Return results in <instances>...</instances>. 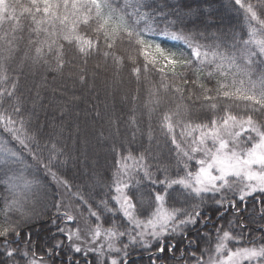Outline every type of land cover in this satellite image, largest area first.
Masks as SVG:
<instances>
[{"label": "snow or ice", "instance_id": "snow-or-ice-1", "mask_svg": "<svg viewBox=\"0 0 264 264\" xmlns=\"http://www.w3.org/2000/svg\"><path fill=\"white\" fill-rule=\"evenodd\" d=\"M232 4L243 34L207 43L157 0H0V264H264V0ZM85 92L95 197L61 171Z\"/></svg>", "mask_w": 264, "mask_h": 264}, {"label": "trees", "instance_id": "trees-1", "mask_svg": "<svg viewBox=\"0 0 264 264\" xmlns=\"http://www.w3.org/2000/svg\"><path fill=\"white\" fill-rule=\"evenodd\" d=\"M157 2L164 3L169 11L177 12L183 17L181 27L202 31L208 37V40L203 42L211 43L213 36H219L230 43L233 33L241 35L245 30L243 16L232 4V0H157ZM76 94L80 95L79 89ZM101 96H103L102 91ZM93 103H95L94 98L85 92L81 101L69 106L71 110L67 114L65 124L79 125L81 133L80 139L75 141L68 139V134H65L68 159L61 171L73 185L83 188L86 195L95 197L96 193L107 191L103 186L109 181L114 161L106 147L96 140L95 130L99 125L89 114ZM53 114L54 109H50L49 119L53 118ZM169 147L161 141L160 155L165 160L171 158ZM3 195H5L4 190L0 187V197ZM39 213L41 215H38L29 227L38 249L50 240L51 234L55 231V226L49 219L52 215L51 210L44 209ZM255 219L264 223L259 221L258 216ZM204 230L211 231V226ZM134 259L138 260V264H148L147 253L143 254L142 259L137 253ZM166 261L167 264H178L175 260H168L167 256Z\"/></svg>", "mask_w": 264, "mask_h": 264}, {"label": "rangeland", "instance_id": "rangeland-1", "mask_svg": "<svg viewBox=\"0 0 264 264\" xmlns=\"http://www.w3.org/2000/svg\"><path fill=\"white\" fill-rule=\"evenodd\" d=\"M44 209L42 208V207H38L37 208V211H39V212H41V211H43Z\"/></svg>", "mask_w": 264, "mask_h": 264}]
</instances>
